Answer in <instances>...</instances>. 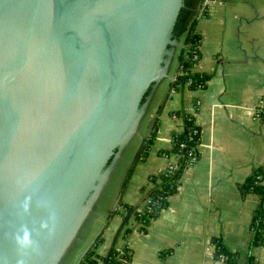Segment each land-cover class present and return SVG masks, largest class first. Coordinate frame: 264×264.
Returning a JSON list of instances; mask_svg holds the SVG:
<instances>
[{"label": "water", "instance_id": "water-1", "mask_svg": "<svg viewBox=\"0 0 264 264\" xmlns=\"http://www.w3.org/2000/svg\"><path fill=\"white\" fill-rule=\"evenodd\" d=\"M184 6L185 0H0V264H17L13 236L21 225L39 246L24 264H61L70 253L140 134L153 90L170 77ZM28 195L32 209L22 215ZM41 199L57 216L52 237L39 231L48 217L37 206Z\"/></svg>", "mask_w": 264, "mask_h": 264}, {"label": "crops", "instance_id": "crops-1", "mask_svg": "<svg viewBox=\"0 0 264 264\" xmlns=\"http://www.w3.org/2000/svg\"><path fill=\"white\" fill-rule=\"evenodd\" d=\"M198 11L200 58L192 71L210 75L207 87L172 90L178 47L170 77L151 94L136 144L122 157L127 172L110 182L96 206L84 247L70 264L77 263L119 198L139 204L149 189V177L173 161L172 154L163 152L172 149L173 134L184 128L183 117L177 115L182 112L193 114L201 127L200 157L146 232L132 233L128 264H223L216 255L217 239L234 251L247 252L260 197L243 193L241 185L255 169L264 168V120L258 114L264 107V0H203ZM154 120L156 137L140 157ZM121 224L117 214L106 225L97 247L99 257L107 256ZM254 254L264 264V246Z\"/></svg>", "mask_w": 264, "mask_h": 264}, {"label": "trees", "instance_id": "trees-1", "mask_svg": "<svg viewBox=\"0 0 264 264\" xmlns=\"http://www.w3.org/2000/svg\"><path fill=\"white\" fill-rule=\"evenodd\" d=\"M203 0H185L174 28V37L182 42L178 53L179 66L177 77L171 82L172 90H180L188 86L190 89L206 88L210 75L194 73L192 68L200 58V39L197 31V19L200 16L198 7ZM259 116L264 120V107L259 109ZM183 117L184 128L173 134V147L164 154H172L173 161L156 175L148 179L149 189L146 190L139 204H128L119 199L117 207L107 216V224L111 219L120 214L123 226L119 232L115 245L109 250L106 257L97 255V247L103 241L104 232L99 235L94 245L83 258L81 264H128L132 259L130 237L134 231L146 232L151 221L168 205V198L176 193L182 182L185 171L195 165L200 157L199 145L201 127L196 118L189 112L178 113ZM158 129V121L148 137L141 153L145 156L153 143ZM130 174L128 175V177ZM128 178L122 186L125 189ZM242 192L254 193L260 197V203L254 212L251 221L252 236L246 253L234 251L222 240H215L217 258L223 264H260L254 249L264 246V168L260 167L246 179L241 185Z\"/></svg>", "mask_w": 264, "mask_h": 264}, {"label": "clouds", "instance_id": "clouds-1", "mask_svg": "<svg viewBox=\"0 0 264 264\" xmlns=\"http://www.w3.org/2000/svg\"><path fill=\"white\" fill-rule=\"evenodd\" d=\"M33 197L28 195L25 197L22 204H20V214L28 215L31 212ZM37 206L48 211V217L39 225V231L46 233L48 237L55 234L57 227V216L55 210L47 200H39L36 202ZM13 240L18 251L17 264H24L26 254L28 252L36 253L39 251L37 242L33 239V232L26 225H21L13 236Z\"/></svg>", "mask_w": 264, "mask_h": 264}, {"label": "rangeland", "instance_id": "rangeland-1", "mask_svg": "<svg viewBox=\"0 0 264 264\" xmlns=\"http://www.w3.org/2000/svg\"><path fill=\"white\" fill-rule=\"evenodd\" d=\"M141 134V133H140ZM139 134V135H140ZM138 137V136H137ZM137 137L134 138V141L131 143V145L128 147L129 149H127V152L129 150V152H131L132 148L134 147V144H136L137 142ZM127 154V153H126ZM125 161L124 159L121 158V160L119 161L118 167L116 169V171L114 172V176L112 178V180H118L122 178L123 176V172L126 171L127 172V167L125 165ZM120 175V176H119ZM119 176V177H118ZM123 179V178H122ZM111 180V181H112ZM111 212V211H110ZM109 212V213H110ZM96 211H94V213L90 216L89 220H87L86 224L84 225V228L81 231L80 237L78 238L77 242L74 244V246L72 247L70 253L61 261V264H70V262L72 263L73 258L75 257L76 253L82 249L84 247L83 243H84V236L85 234L88 233V230L90 228V225L92 223V219L95 216Z\"/></svg>", "mask_w": 264, "mask_h": 264}, {"label": "built area", "instance_id": "built-area-1", "mask_svg": "<svg viewBox=\"0 0 264 264\" xmlns=\"http://www.w3.org/2000/svg\"><path fill=\"white\" fill-rule=\"evenodd\" d=\"M176 77H177V73L175 74L174 79H176Z\"/></svg>", "mask_w": 264, "mask_h": 264}]
</instances>
